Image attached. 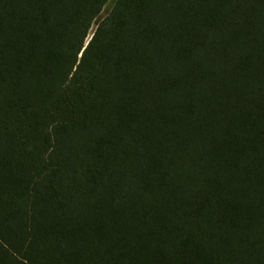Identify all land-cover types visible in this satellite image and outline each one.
Wrapping results in <instances>:
<instances>
[{
	"label": "trees",
	"instance_id": "16d2710c",
	"mask_svg": "<svg viewBox=\"0 0 264 264\" xmlns=\"http://www.w3.org/2000/svg\"><path fill=\"white\" fill-rule=\"evenodd\" d=\"M0 264H264V0H0Z\"/></svg>",
	"mask_w": 264,
	"mask_h": 264
},
{
	"label": "rangeland",
	"instance_id": "374dc122",
	"mask_svg": "<svg viewBox=\"0 0 264 264\" xmlns=\"http://www.w3.org/2000/svg\"><path fill=\"white\" fill-rule=\"evenodd\" d=\"M106 10H107V8H105L104 14H105Z\"/></svg>",
	"mask_w": 264,
	"mask_h": 264
}]
</instances>
